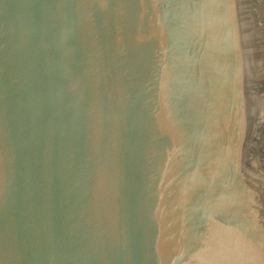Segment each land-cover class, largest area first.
Here are the masks:
<instances>
[{
	"label": "water",
	"instance_id": "water-1",
	"mask_svg": "<svg viewBox=\"0 0 264 264\" xmlns=\"http://www.w3.org/2000/svg\"><path fill=\"white\" fill-rule=\"evenodd\" d=\"M0 264H264V0H0Z\"/></svg>",
	"mask_w": 264,
	"mask_h": 264
}]
</instances>
